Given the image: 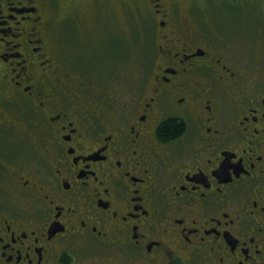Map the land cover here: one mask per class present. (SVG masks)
<instances>
[{
    "label": "flooded vegetation",
    "instance_id": "1",
    "mask_svg": "<svg viewBox=\"0 0 264 264\" xmlns=\"http://www.w3.org/2000/svg\"><path fill=\"white\" fill-rule=\"evenodd\" d=\"M137 1L108 75L67 56L78 0H0V264H264V57Z\"/></svg>",
    "mask_w": 264,
    "mask_h": 264
},
{
    "label": "rangeland",
    "instance_id": "2",
    "mask_svg": "<svg viewBox=\"0 0 264 264\" xmlns=\"http://www.w3.org/2000/svg\"><path fill=\"white\" fill-rule=\"evenodd\" d=\"M111 1L113 4L111 3L109 8L108 0H78V6H82L81 10H76V14L66 18L64 15L66 21L63 18V24L66 26L62 30L66 31L67 56L77 58L79 63L92 67L98 73L108 70V75L115 74L122 67L136 71L140 66L139 62L133 59V55L128 57L137 36L134 32L137 27L135 28L136 16L133 11L136 0H122L125 3L123 8L117 4L116 1L119 0ZM177 2L182 9L188 4L192 6L193 11L201 16L207 34L227 49L229 54L232 53L235 61L246 65L247 62H252L253 58L254 64L260 67L263 65L264 0H177ZM121 19L124 20L121 24L125 28L119 24Z\"/></svg>",
    "mask_w": 264,
    "mask_h": 264
},
{
    "label": "trees",
    "instance_id": "3",
    "mask_svg": "<svg viewBox=\"0 0 264 264\" xmlns=\"http://www.w3.org/2000/svg\"><path fill=\"white\" fill-rule=\"evenodd\" d=\"M110 2L113 4V1L110 0ZM117 2V1H116Z\"/></svg>",
    "mask_w": 264,
    "mask_h": 264
},
{
    "label": "bare ground",
    "instance_id": "4",
    "mask_svg": "<svg viewBox=\"0 0 264 264\" xmlns=\"http://www.w3.org/2000/svg\"><path fill=\"white\" fill-rule=\"evenodd\" d=\"M242 14V13H241ZM242 45V44H241Z\"/></svg>",
    "mask_w": 264,
    "mask_h": 264
}]
</instances>
